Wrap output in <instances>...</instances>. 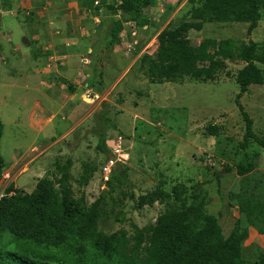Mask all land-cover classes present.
<instances>
[{"label": "rangeland", "instance_id": "1", "mask_svg": "<svg viewBox=\"0 0 264 264\" xmlns=\"http://www.w3.org/2000/svg\"><path fill=\"white\" fill-rule=\"evenodd\" d=\"M190 9L189 0H153L146 11L151 23L143 28L127 22L124 15L112 16L104 8L84 14L73 12L75 25L85 22L87 33L94 32V37L90 33L87 37L92 40L94 52L81 54L89 64L80 63L74 116L70 121H62L60 116L55 121H61L63 131L71 127L70 133L58 142L54 156L47 158L46 153L39 150L31 153L33 156L35 153L36 158L29 166L32 172L20 175L17 184L21 188L16 191L32 193L45 176L57 183L60 177L57 165L72 159L74 165L69 185L74 196L84 193L88 205L102 196L98 208V231L106 235L125 231L128 238L133 237L136 227L153 226L169 202L148 203L146 200L140 205V197L159 190L170 192L178 184L191 187L205 183L206 211L219 218L225 236L230 234L238 219L246 222L247 210L244 213L241 209L246 208L247 201L264 206V148L254 141L246 150L240 146L245 123L236 102L240 93L236 76L245 63L228 61L227 68L215 81L209 82L183 78L157 84L140 70V57L155 53L158 36L163 30L190 21ZM93 14L98 18L92 21L87 15L94 17ZM262 17L252 33L248 32L249 24L205 23L202 31L190 33V40L194 45L204 39H231L238 45L253 41L263 52L264 12ZM120 19L123 21L121 41L115 48L108 49L112 26ZM257 65L264 69V64ZM85 73L89 82L95 81L97 85L101 82L102 85L92 88L93 91L87 90ZM99 87L102 88L99 98L87 100V95L95 94ZM0 91L6 90L0 86ZM18 95L23 96L24 90H15L13 99ZM39 99L38 93L29 94L28 104L21 106L20 111L11 107L6 111L0 101V120L3 124L6 121L0 139L1 155L6 151L11 156L18 146L24 150L23 146L32 143L34 138L43 146L50 142L43 140L44 135L28 128L27 116L33 102ZM240 102L253 119L255 134L264 138V84L252 85ZM102 109L110 119L106 125L109 149L112 151L121 145L127 154L125 162L118 164L107 181L101 167L112 153L98 150L99 139L94 134L97 116ZM14 115L21 120L18 126L11 120ZM210 127L216 128V136L210 135ZM245 154L255 169L241 176L236 166ZM33 165L41 166L42 172L35 175ZM93 166L96 167L93 178L81 186L78 182L81 175L86 168L89 170ZM228 168L233 171L228 172ZM121 170L126 171L124 175ZM6 184V181L0 182V189L3 190ZM249 230L244 257L246 261L254 262L260 253H264V234L255 227Z\"/></svg>", "mask_w": 264, "mask_h": 264}, {"label": "trees", "instance_id": "2", "mask_svg": "<svg viewBox=\"0 0 264 264\" xmlns=\"http://www.w3.org/2000/svg\"><path fill=\"white\" fill-rule=\"evenodd\" d=\"M5 2H0V9H6H3ZM152 2L86 0V8L97 11L104 8L112 16L124 15L127 22L143 28L151 23L146 11ZM189 4L190 21L163 30L158 36L155 53L140 57V70L157 84L183 78L209 82L215 81L227 68L228 61L244 62L245 66L236 76L240 88L236 102L245 123L240 146L246 150L254 141L264 148V138L255 134L253 119L240 102L252 85L264 84V69L257 65L264 64V51L261 52L253 41L238 45L231 39H204L194 45L190 40V33L202 31L205 23L249 24L248 32L252 33L263 18L264 0H189ZM122 24V19L113 24L108 49L120 43ZM85 76L88 79L87 73ZM87 82L91 90L102 85L101 82L99 85L95 81L89 82V79L84 81L86 85ZM101 91L99 87L95 93ZM106 115V110L102 109L94 134L99 139L98 150L109 154L112 151L107 145L106 125L110 119ZM209 132L212 136L217 135L215 127H210ZM1 136L0 122V139ZM73 165L72 159L57 165L60 172L57 183L45 176L30 194L16 191L13 184L5 189L0 197V264H264V253H260L254 262H248L244 257V243L250 237V227L264 234L262 204L247 201L246 208L241 209L244 213L247 210L246 222L238 219L230 234L225 236L219 218L206 211L205 183L191 187L178 184L170 192L159 190L140 197V205L146 200L148 203L170 202L153 226L136 227L130 238L125 231L106 235L98 231L102 196L90 205L84 193L74 196L69 185ZM5 167L0 155V182ZM254 169V163L246 154L236 166L241 176ZM232 171L228 168V172ZM95 172V166L86 168L79 184L87 185ZM121 172L124 175L126 171Z\"/></svg>", "mask_w": 264, "mask_h": 264}, {"label": "crops", "instance_id": "3", "mask_svg": "<svg viewBox=\"0 0 264 264\" xmlns=\"http://www.w3.org/2000/svg\"><path fill=\"white\" fill-rule=\"evenodd\" d=\"M3 9L5 13H0V86L6 91H0L1 105L6 111L7 107L20 111L21 106L28 104L27 96L38 93L40 99L33 102L27 116L28 128L50 141L43 146L34 138L32 143L23 146L24 150L18 146L11 156L6 151L3 155L0 153L6 165L1 182L6 181L5 188L13 184L18 189L20 175L32 172L29 166L36 158L31 153L39 150L47 158L54 156L58 142L70 133L71 127L63 131L61 121H55L59 116L62 121H70L74 116L81 54L94 52L92 40L87 38L94 37V32L89 31V35L84 28L87 23L75 25L73 21L76 17L73 12H91L86 8V0H6ZM93 15L87 17L92 21L98 18ZM18 89L24 90V95L14 100ZM11 120L20 125L18 116H12ZM1 124L3 131L4 124ZM41 168L34 166V174L42 172Z\"/></svg>", "mask_w": 264, "mask_h": 264}, {"label": "built area", "instance_id": "4", "mask_svg": "<svg viewBox=\"0 0 264 264\" xmlns=\"http://www.w3.org/2000/svg\"><path fill=\"white\" fill-rule=\"evenodd\" d=\"M5 0H0V2H4ZM98 4V3H96ZM0 13H2V9H0ZM91 54V53H89ZM82 63L85 65L89 64V61L84 57V59L82 58ZM86 89L89 90L90 88L88 87V85H85ZM91 91V90H90ZM99 98L98 94H88L87 95V100L89 101H95ZM127 159V154L125 153V150L122 149L121 145H117V147L112 149V154L111 156L106 160V162L103 164V166L101 167V173L104 176V179L107 181L108 177L111 175L112 171L118 166L119 163H124L125 160ZM4 188L3 190H1V194L0 197H3L4 192H5Z\"/></svg>", "mask_w": 264, "mask_h": 264}]
</instances>
